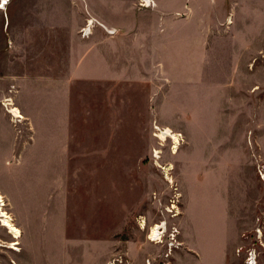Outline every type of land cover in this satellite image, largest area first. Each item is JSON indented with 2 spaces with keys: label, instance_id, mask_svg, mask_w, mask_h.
I'll use <instances>...</instances> for the list:
<instances>
[{
  "label": "rangeland",
  "instance_id": "obj_1",
  "mask_svg": "<svg viewBox=\"0 0 264 264\" xmlns=\"http://www.w3.org/2000/svg\"><path fill=\"white\" fill-rule=\"evenodd\" d=\"M78 1L82 40L177 20V56L72 75L57 44L13 59L0 27V210L20 232L0 212V264H264V0ZM11 73L30 75L32 121Z\"/></svg>",
  "mask_w": 264,
  "mask_h": 264
},
{
  "label": "crops",
  "instance_id": "obj_2",
  "mask_svg": "<svg viewBox=\"0 0 264 264\" xmlns=\"http://www.w3.org/2000/svg\"><path fill=\"white\" fill-rule=\"evenodd\" d=\"M43 1L45 0H11L5 11L0 10V27L3 32L7 33L12 44L10 53L13 59L24 58L29 61L34 57L42 58L39 47L36 48L35 45L57 44L59 45L57 51L62 54L57 55L58 59L79 60L72 70V75L97 76L119 75V70H123L120 67H115L121 64H112L107 66L103 73L99 69L101 67L100 60L103 57L106 62L115 59L121 61L166 59V56H160V53H169L170 59L177 56L179 28L177 20L144 18L136 21L128 20L122 24H111L101 20L102 22H98L106 30H115V35L109 37L102 29L95 27L92 35L87 40H82L79 30L86 16L81 5L76 4L79 1L75 0L74 4H64V1L60 2L59 0H51L52 3L44 4ZM154 2V9L144 11L161 12V9L170 11L167 7L172 9V6L176 4V1L173 3L172 0H154ZM188 2L192 3L193 0H188ZM3 12L6 13L5 16ZM4 42L5 39L2 38V43ZM65 52L66 54H64ZM130 53H136V56L131 57ZM151 53H159V56L150 57L148 54ZM82 60H84V64ZM139 66L140 64L135 67L143 69L145 63ZM157 68L159 69V67ZM8 77L10 82L16 84L17 90L14 98L21 115L26 120L32 121L23 101V98H27L32 89L30 75L28 73H11ZM3 124L6 123L0 113V125Z\"/></svg>",
  "mask_w": 264,
  "mask_h": 264
},
{
  "label": "bare ground",
  "instance_id": "obj_3",
  "mask_svg": "<svg viewBox=\"0 0 264 264\" xmlns=\"http://www.w3.org/2000/svg\"><path fill=\"white\" fill-rule=\"evenodd\" d=\"M9 106H12L11 104ZM10 114H12V116L15 118V119H20L21 116H20V113L18 112L17 109L15 108H12L11 111H10ZM177 142H175V146H176ZM176 149V148H175ZM0 212L2 213V217L4 218V226L6 228L9 229L10 233L12 234L13 238L15 240L19 239L20 238V232L17 228H15L11 222H10V218L5 214L3 213L1 210ZM158 231H156L155 229H152L151 231V236H155L157 234Z\"/></svg>",
  "mask_w": 264,
  "mask_h": 264
},
{
  "label": "built area",
  "instance_id": "obj_4",
  "mask_svg": "<svg viewBox=\"0 0 264 264\" xmlns=\"http://www.w3.org/2000/svg\"><path fill=\"white\" fill-rule=\"evenodd\" d=\"M142 1V3L143 4H145V5H147L149 2H150V0H141ZM9 3H10V0H7V2L6 3H4L3 4V7H0V10H2V11H4L6 8H7V6L9 5ZM93 28V25H92V22L91 21H88L87 22V25H86V27L85 28H83L81 31H80V34H81V37L82 38H86V37H88L90 34H91V29ZM107 33H109V34H112L113 32H107ZM16 120V119H15ZM20 121V119H17V121ZM250 260H252V258L250 259ZM249 260V261H250ZM254 261V260H253ZM249 264V263H248Z\"/></svg>",
  "mask_w": 264,
  "mask_h": 264
},
{
  "label": "snow or ice",
  "instance_id": "obj_5",
  "mask_svg": "<svg viewBox=\"0 0 264 264\" xmlns=\"http://www.w3.org/2000/svg\"><path fill=\"white\" fill-rule=\"evenodd\" d=\"M6 2H7V0H0V7H3V4Z\"/></svg>",
  "mask_w": 264,
  "mask_h": 264
}]
</instances>
